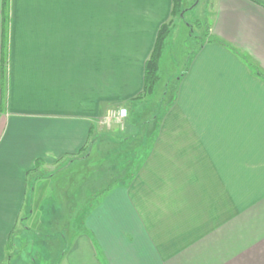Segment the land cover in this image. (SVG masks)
<instances>
[{"label":"crops","instance_id":"obj_1","mask_svg":"<svg viewBox=\"0 0 264 264\" xmlns=\"http://www.w3.org/2000/svg\"><path fill=\"white\" fill-rule=\"evenodd\" d=\"M211 5V38L180 64L173 105L131 125L146 131L128 136L135 175L67 242L27 226L36 203L45 228L58 213L27 173L40 160L52 173L36 186L52 180L142 91L172 0H8L4 75L0 0V264H20L25 237L21 264H264V78L249 67L264 74V0Z\"/></svg>","mask_w":264,"mask_h":264},{"label":"rangeland","instance_id":"obj_2","mask_svg":"<svg viewBox=\"0 0 264 264\" xmlns=\"http://www.w3.org/2000/svg\"><path fill=\"white\" fill-rule=\"evenodd\" d=\"M211 2L212 0H184L181 4L179 16L173 18V26L170 28L171 33L164 51V55H166L164 58H161L160 62L161 84H164V86L165 84L168 85V91H171V87H173L176 79L181 73L180 70L182 66L180 64L195 52V48L200 42L205 41L207 38H211L208 33L212 23ZM161 92L162 88L159 90V93ZM153 101L150 100L149 103L143 105L144 110L152 106L155 108L154 111H156L155 113L158 115L157 112L165 107V105H156L157 101ZM164 102H166V100ZM121 108L126 109V118H129L131 108L126 105H123ZM126 118L122 121L112 119L109 125H102L103 121L101 120V126L97 127V132L94 133L95 136H92L84 152L81 153L79 157L67 158L56 167H49L48 171H51L52 168H55L53 172L60 171L52 180L42 182L39 186H36V181L31 183L33 184L32 188L35 187L38 193L37 196L39 195V198L43 197L44 206L48 205L47 207H49V204H51L53 205V207H51L52 210L55 206L58 210V213H56L54 217H51V215L50 219L47 217L49 221L52 222L51 229H49V224L45 228L41 225V216L39 214L41 207L36 203L32 207L34 216H32L33 218L31 217L32 219L30 218L31 220L27 221V226L30 227L32 231L40 232L41 235L52 234L53 236L57 233L58 236L63 235L68 242L69 239L76 236L81 230L82 218L89 209L90 199L92 198L91 201L93 202L95 200H100L104 194H99L97 198H95V194L99 191L103 192L110 184H124L122 179L124 180V176L128 171L130 172V166H126V171H121L122 162H120V160L129 156V161L134 162V160L136 161L138 157L142 155L140 153L137 156V154L134 153L135 142H130L127 139V141L124 140L125 136L122 132L125 128ZM140 120H142L140 117L134 118L131 124L136 121V125L141 122ZM142 131L144 133L146 132L144 129H139V131L135 130L134 132L141 133ZM104 140L105 142H103ZM123 150L125 152L128 151L130 154L123 156ZM82 159H86V161L79 163ZM72 161L73 164L70 165ZM38 173L45 176V174L50 175L52 171L46 173L42 170ZM84 178L86 180L85 183ZM42 185L43 189H41ZM67 209L69 210L68 213H66ZM45 218L46 215L43 216V219ZM54 218H56L55 221H53ZM55 222H59V224ZM54 239L56 240V238ZM15 242L16 238L14 239V243ZM26 242V237L22 238L19 246L15 249L18 251L17 260L21 257L20 264L23 261L26 262L22 258L24 256L23 249ZM58 249H60L59 245ZM54 250L55 249H53L52 252H54ZM52 252H49L47 255L45 253L42 257L39 256L38 260H42V262L45 263L46 259H49L50 256L51 258L54 257ZM59 256L60 254H58V258ZM15 257L16 256H13V258ZM59 264H61V262Z\"/></svg>","mask_w":264,"mask_h":264},{"label":"trees","instance_id":"obj_3","mask_svg":"<svg viewBox=\"0 0 264 264\" xmlns=\"http://www.w3.org/2000/svg\"><path fill=\"white\" fill-rule=\"evenodd\" d=\"M184 0H172V7H171V13H170V19L169 21H167L166 23H164L163 25L160 26L157 35H156V39H155V43H154V47L152 49L151 54L149 55L148 59L145 62L144 65V75H143V88L142 91L133 99L127 101V105L130 109L129 112V118L127 120V123L125 125V128L123 129V135L125 136L124 140H128L130 137H128L129 135L133 134L134 132L132 131V128H134L135 126L131 127V122L133 121L134 118L140 117L141 119L143 118H159L161 117L167 110L168 108H170L174 101H175V92H176V82L174 83L173 87H171V91H168V85L165 84H161V77H160V62H161V58L163 57L164 51H165V47L166 44L168 42V38L169 35L171 33L170 28L173 26V18L176 16H179L180 12H181V4L183 3ZM2 10H3V33H2V37H3V44H2V55H1V73L4 75L5 74V69H6V61H7V46H6V14L8 11V0H2ZM191 36V35H190ZM218 43L225 45L224 42L218 41ZM201 45H198V48ZM232 49V48H231ZM237 52H235L236 54ZM238 54V53H237ZM249 67L254 70V73L257 74L259 77L264 78V74L257 68L252 66V64L249 65ZM162 88V92L159 93V90ZM164 88V89H163ZM166 88V89H165ZM157 101L156 105H162L165 107L161 108L157 113L158 115L155 113L156 111H154L155 108H153L152 106L147 109L144 110V106L147 103H149L150 100L153 101ZM166 100V102L164 101ZM153 101V102H154ZM166 103V104H165ZM145 111V112H144ZM159 116V117H158ZM139 131V130H138ZM137 135L139 133L135 132ZM91 136H92V130H91ZM90 141V140H89ZM89 142H87L88 144ZM86 148V145L84 147L81 148V150L79 151V155H81V153L84 152ZM124 153L123 156L129 155L130 153L128 151H122ZM135 153V152H134ZM87 154V153H86ZM137 156L140 154L139 152L136 153ZM122 156V155H121ZM136 156V157H137ZM129 156H126V158H123L122 160H120L121 165H122V169L123 170H127L126 166H130L128 173L124 176V180L122 179V181H124L123 183L128 185L131 181V179L133 178V176L135 175V170L138 168V166L140 165L142 159V155H140L138 157V159L134 162L133 161H129L128 159ZM135 157V158H136ZM129 164V165H128ZM40 165H42V162L40 160H37L35 162V167L33 168V170L29 171L27 173L29 179H31V181H37L41 178H43V175L39 174V169H40ZM116 185L118 184H110L108 185L104 191H99L97 194H95V198H97V196H99V194H107L108 192H110ZM92 199V198H91ZM90 199V204H89V209L94 207V205L97 203V200H95L94 202L91 201ZM93 202V203H91ZM69 210H66V213H68ZM63 220V219H62ZM57 224H59V222H55ZM62 237V236H59ZM12 242L9 240L5 251H7V258H9L8 255V251L9 249L12 247ZM7 260V259H6Z\"/></svg>","mask_w":264,"mask_h":264},{"label":"built area","instance_id":"obj_4","mask_svg":"<svg viewBox=\"0 0 264 264\" xmlns=\"http://www.w3.org/2000/svg\"><path fill=\"white\" fill-rule=\"evenodd\" d=\"M126 117V109L120 107L118 109L109 110L106 114V118L104 119L103 123L108 125L112 119L122 121Z\"/></svg>","mask_w":264,"mask_h":264}]
</instances>
